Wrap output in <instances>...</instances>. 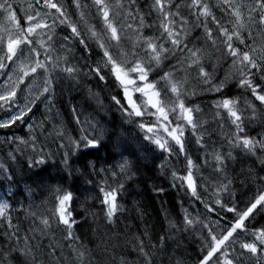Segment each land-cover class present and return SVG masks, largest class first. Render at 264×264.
Instances as JSON below:
<instances>
[{
	"label": "snow or ice",
	"instance_id": "snow-or-ice-1",
	"mask_svg": "<svg viewBox=\"0 0 264 264\" xmlns=\"http://www.w3.org/2000/svg\"><path fill=\"white\" fill-rule=\"evenodd\" d=\"M92 56L97 59L89 63ZM88 76L115 85L111 101L124 123L142 134L141 149L151 145L166 154L161 168H171L172 186L204 205L208 215L201 219L181 203L183 230L200 226L196 264H264V224L257 220L264 219V175L254 165L239 173L231 166L238 158H255L264 171V0H0V110L8 114L0 119V129L20 122L29 132V139H6L16 145L9 160L16 162V152L30 147L27 166H45L57 153L45 152L40 136H54L62 141L59 163L66 178L90 168L87 175L96 179L87 182L97 189L92 198L99 202L103 220L114 225L124 211L119 198L125 180L132 179L140 160L126 157L124 131L95 116L81 120L76 108L77 127L71 132L63 121L49 130L50 116L39 123L29 116L38 103L51 112L58 83L79 86ZM232 87L235 96L227 94ZM203 93L213 97L214 131H209L201 106L189 103ZM256 128L260 130L252 135ZM113 140L121 157L115 164L89 159L85 172L73 168V157ZM10 173L11 165L0 161V175L11 180ZM237 181L243 199L237 195ZM45 187L49 197L43 211L31 204L17 210L32 221L23 236L13 224L12 206L0 201V228L7 241L0 245V264H115L114 258L101 261L77 235L73 193ZM92 215L95 219L99 214ZM168 225L169 234L158 240L147 227L133 238L138 264H157L171 230H180L176 221L168 220ZM49 237L51 251L46 253L42 241ZM119 264L129 262L121 257Z\"/></svg>",
	"mask_w": 264,
	"mask_h": 264
},
{
	"label": "trees",
	"instance_id": "trees-1",
	"mask_svg": "<svg viewBox=\"0 0 264 264\" xmlns=\"http://www.w3.org/2000/svg\"><path fill=\"white\" fill-rule=\"evenodd\" d=\"M74 54L77 59L80 58L79 51ZM85 55L87 54L85 53ZM96 59L97 57L92 56L89 63ZM80 62L84 61L80 60ZM88 89L96 94V98L89 96ZM116 92L117 89L111 81L105 83L91 76L85 77L79 86L74 82L58 83L55 86V101L51 112L46 111L44 103H38V106L33 109V113L29 114V116H34L37 123L44 120L46 116H50L51 119L47 121L49 130L53 123L63 121L65 127L71 132L72 128L77 127L72 111L73 108H76L81 113V120L85 116H95L96 119L106 123L117 132L124 131L126 157L131 154V158L140 157V160L132 179L125 180V189L119 198V203L123 205L124 211L117 214L114 225H108L103 220L99 202L92 198L97 189L93 184L87 182L89 178L95 180L96 177L87 175L91 172L90 168L86 172L84 169L85 163L89 159L99 162L103 166L119 161L121 159L120 150L113 148L114 140L106 142L99 150H90L84 155L73 157L71 160L73 168H79L85 174L76 173L72 178H66V173L62 171V165L59 163L60 156L64 151L59 149V144L62 141L54 136L48 139H45V136H40L44 151L57 153V155L50 159L45 166L30 169L27 166V160L31 148L29 147L25 153L16 152L18 159L16 162H11L8 153L15 151L16 145L6 142V139L12 136L29 139L27 124L17 122L10 129H0V161L11 165L10 174L12 175L11 180L7 179L5 175H0V201H7L12 206L13 224L20 226V235L23 236L29 230L32 221L26 219L23 213H18L17 210L21 205L27 208L31 204L33 210L43 211L46 206L44 202L49 197L46 185L60 186L64 190L71 191L73 193L71 208L79 222L76 227L77 235L94 250L101 261H105V258L107 260L114 258L115 264H119L121 257L125 258L129 264H138L139 258L132 245L133 238L136 235H142L143 230L147 227L153 234L154 240H158L160 236L169 234L168 220H173L178 223L180 230H171V238L167 241V250L165 253L157 255V264H160L161 259L163 264H176L178 259L182 260L184 264H196L202 242L200 226L197 225L195 231L183 230L181 203L193 216L199 215L201 219L208 215L207 211L203 204L193 203L190 194L186 195L183 188L172 186L171 168H161V165L165 163L166 154H161L151 145H146L143 150L141 149L138 137H142V134L135 126L124 123L120 111L111 101V96ZM227 94L235 96L237 90L232 87ZM212 99L211 94L203 93L190 97L189 100L191 105L201 106L204 118L208 119L210 123L209 105ZM2 112L3 110H0V113ZM26 119L28 118L26 117ZM146 119L149 118L146 117ZM150 119L155 120L154 117ZM28 122L31 123L32 120H28ZM215 129V123H211L209 131ZM259 130L256 128L252 135H255ZM39 131V128L35 129L36 134H39ZM188 135L191 136V130L188 131ZM213 139H218V136H214ZM190 147L195 153V146L190 145ZM105 161L107 164L103 163ZM253 165L254 170L260 171V174L264 175L259 161H256L255 158L244 161H240L238 158L237 162L231 164L236 169V173L242 169L246 172V169ZM204 174L207 175V173ZM158 188H162L163 191L158 192ZM242 191L243 186L237 181V195L241 199H243V196L240 195ZM93 213L99 215L94 219ZM228 215L231 217V214ZM212 218L213 220L218 219L215 215L211 216ZM257 220L259 224H264V219L257 217ZM55 239L57 241L61 239L59 232L55 233ZM6 242L3 228H0V245ZM50 242L51 237L42 241L46 253L51 251L48 247ZM105 242L108 243L107 253L104 251Z\"/></svg>",
	"mask_w": 264,
	"mask_h": 264
},
{
	"label": "rangeland",
	"instance_id": "rangeland-1",
	"mask_svg": "<svg viewBox=\"0 0 264 264\" xmlns=\"http://www.w3.org/2000/svg\"><path fill=\"white\" fill-rule=\"evenodd\" d=\"M21 103H23V100H21ZM7 115H8V114L5 113L3 116L0 117V119H5V118H7ZM247 170H248V169H246V171H247ZM212 219H213V218H212Z\"/></svg>",
	"mask_w": 264,
	"mask_h": 264
}]
</instances>
